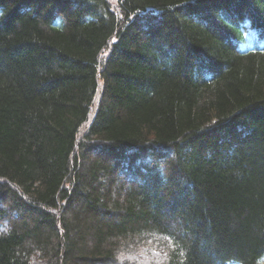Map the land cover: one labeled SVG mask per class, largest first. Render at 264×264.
Masks as SVG:
<instances>
[{"label":"trees","instance_id":"trees-1","mask_svg":"<svg viewBox=\"0 0 264 264\" xmlns=\"http://www.w3.org/2000/svg\"><path fill=\"white\" fill-rule=\"evenodd\" d=\"M0 264H264V0H0Z\"/></svg>","mask_w":264,"mask_h":264},{"label":"rangeland","instance_id":"rangeland-1","mask_svg":"<svg viewBox=\"0 0 264 264\" xmlns=\"http://www.w3.org/2000/svg\"><path fill=\"white\" fill-rule=\"evenodd\" d=\"M114 1V0H113Z\"/></svg>","mask_w":264,"mask_h":264}]
</instances>
